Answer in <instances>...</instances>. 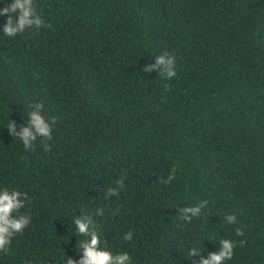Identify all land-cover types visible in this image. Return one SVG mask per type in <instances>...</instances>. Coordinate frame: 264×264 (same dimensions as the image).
Instances as JSON below:
<instances>
[{"label": "trees", "instance_id": "obj_1", "mask_svg": "<svg viewBox=\"0 0 264 264\" xmlns=\"http://www.w3.org/2000/svg\"><path fill=\"white\" fill-rule=\"evenodd\" d=\"M33 4L40 28L8 37L0 16V188L27 194L31 218L0 264L78 261L84 214L131 264H193L190 249L207 257L222 239L236 245L224 264H264V0ZM163 52L174 77L142 71ZM37 103L56 121L48 150L7 129Z\"/></svg>", "mask_w": 264, "mask_h": 264}, {"label": "clouds", "instance_id": "obj_2", "mask_svg": "<svg viewBox=\"0 0 264 264\" xmlns=\"http://www.w3.org/2000/svg\"><path fill=\"white\" fill-rule=\"evenodd\" d=\"M7 14V20L3 25V33L8 37H13L17 33H22L26 28L35 26L40 28L43 26V20L37 14L33 0H12V2L0 9V16ZM153 69L159 72V75L171 79L176 75L175 57L169 55L168 52L156 56L154 64H147L143 67V72H151ZM167 88L168 86L165 85ZM32 110L27 115L26 124H21L17 130L15 121L7 125V129L11 136L23 142L25 149L32 146L33 141L38 137L43 138L45 150H48L49 145L46 141L52 139V124L55 118L51 121L47 120L41 113L43 105L37 103L30 106ZM176 169L173 168L163 183L168 184L175 178ZM118 187L109 188L107 195L115 196L119 194V189L123 187V179L116 182ZM27 194H22L19 190L9 189L8 187L0 188V252H7L12 238L22 233L30 223V216L21 213V209L25 204ZM208 204V201H201L195 206H186L179 209V215L185 221H190L193 217L199 216L202 209ZM102 214V213H100ZM225 221L228 224H233L236 221L235 215H226ZM74 224L77 233L90 239H85L79 243V251L82 252L79 260L72 257L66 258V264H131V258L127 252L112 253L107 248L101 247V241L98 233L92 227V217L84 214L76 216ZM132 232L125 233L123 239L126 241L132 240ZM236 235H243L242 229H236ZM244 241H240L243 245ZM220 247L217 251L209 252L207 257L201 255L202 252L192 248L189 250V258L200 256L198 261L193 264H224L233 256L235 242L229 239L219 241Z\"/></svg>", "mask_w": 264, "mask_h": 264}]
</instances>
